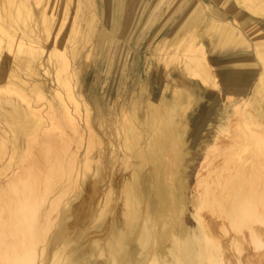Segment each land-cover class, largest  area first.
<instances>
[{
	"label": "bare ground",
	"instance_id": "bare-ground-1",
	"mask_svg": "<svg viewBox=\"0 0 264 264\" xmlns=\"http://www.w3.org/2000/svg\"><path fill=\"white\" fill-rule=\"evenodd\" d=\"M125 1L0 0V264H264V0L172 1L141 72L133 32L159 3L142 1L121 37ZM100 57L115 98L99 72L86 88ZM209 85L248 104L232 141L250 154L196 172L188 195Z\"/></svg>",
	"mask_w": 264,
	"mask_h": 264
},
{
	"label": "rangeland",
	"instance_id": "rangeland-1",
	"mask_svg": "<svg viewBox=\"0 0 264 264\" xmlns=\"http://www.w3.org/2000/svg\"><path fill=\"white\" fill-rule=\"evenodd\" d=\"M142 1L143 0H135V1L134 0H126L125 1L124 7H125V11L126 12L124 11V13H123L124 18H122V21H121V23L124 21L121 24V30H120L121 31L120 32V36L121 37L125 36V34L127 33V31L129 30V25H130L131 17L136 13V11H138V7L140 6V4H141ZM172 1H175V0H161V1L160 0H154L151 4L153 5V3H154L156 5V4L159 3V5L157 6V8L155 7V10H153L154 8L152 10H150L151 12H150L149 16H148V14H147V16H144V18H142L141 21H139L138 24L135 26V29H134L135 31L133 32L135 37L131 41L132 42L131 43V51L129 53L130 54V64H131L132 61H134L138 57H140L139 58L140 59L139 60L140 61V72H141V69H143L142 67H144L143 66L144 65L143 63H144V60H145V54L147 56L150 55V52H148V50H147L148 41H149V39H151L152 36H154V33L156 32L157 27L159 28V27L162 26L163 19L166 18V14L165 15H161L162 12H160V10L161 9L164 10V8L168 7V5H170V3L172 4ZM127 8H128V10H127ZM149 8H150V6H149ZM84 15L87 16V13L82 11L81 17L84 16ZM125 15H126V17H125ZM138 15H139V11H138ZM160 16H161V18L159 19V22H156V20ZM127 19H128V22H127ZM83 25L86 26L85 23H84V21L82 22V26ZM123 32H124V34H123ZM148 33H149V35H148ZM244 33L246 35L247 40H249V41H252L253 40L252 35L248 34L246 31H244ZM162 35H163V33H162ZM81 43H82L81 42V39H78V44H79V48H80L78 52L80 54L82 51H84V52H82L83 53L82 56H84L85 53H86V51L88 50L87 47H88L89 43L88 44H83V43L81 44ZM84 45H87L86 48H84ZM136 46H138V47H136ZM245 51H246V49L244 50V54H248V57L253 58V59L255 58V60L257 59V57L252 53L253 52L252 50H249V51L247 50L246 52ZM93 62H94L93 60L90 62V66L91 67L89 68L87 74L85 75V78H86V81H85L86 88L89 87V86H91V84L95 80L96 73L99 72L101 74L100 77H102V78H100L101 80L97 84L98 85L97 86V89H98L97 92H99L98 93V94H100L99 96H102L103 94L106 93L107 96H111L112 98H115L117 96L118 86L120 84V82H119L120 79H117L119 77L113 75L112 77H110L109 79H107V77H105V75H103V66L104 65H103V60H102L101 57L97 59V63L95 64V66L93 65ZM214 64H215V62H214ZM259 64H261V63L259 62ZM228 71H231V72H228ZM228 71H226V73L229 74L230 76H240V77H242V76H245V74L247 73L246 70H241V69H233V70L230 69ZM242 71H244V72H242ZM243 73H244V75H242ZM133 76H134L133 79L131 81H129V87H131V89H132V87L134 86L133 89H136V88L139 87L138 86V80H137L138 77H136L135 75H133ZM155 77H156V75L154 73H152V78L150 79V87L153 85V83L155 81ZM221 79H222V76H219L218 77L219 83L221 82ZM103 82H104V86H102L103 85ZM256 82H257V77L255 76L251 80L250 86H249V88L247 90V95L250 96V95H253L254 94V87L256 85ZM207 88L209 89V91L212 94L213 98L216 100L217 105H216V107H215V105H208L207 108L204 110V112H203V114H202V116H201V118L199 120V126L202 129V134H201L202 136L199 139V142H200L199 146L202 145V144L203 145L200 146V147H197V149H195V150L193 149L191 151V154H190L191 158L194 159L193 160L194 162L191 161V163H190L191 165L189 166V169H188V173L190 174L189 181H190V187H191L189 189L188 195L189 194L190 195L192 194V186L194 185L195 180H196V174H197L196 172H200V174H202V173L204 174L205 171L207 172L209 170H212V168L213 167H216L217 164H220V163L222 164L225 155H226V157L232 156L231 157L232 158V161L233 160L236 161L237 158H238V155H241L243 158H246V157H249L248 155L250 154L248 150H245V152H244L241 149H239V147H237L238 143L237 142L234 143L232 141L238 135L239 131L244 128V126L241 124L242 121H241V115L240 114L243 111L244 106H247L248 104L247 105H244V104H246V102H244V99L242 98V96L237 97V95H233V94L231 95L230 93H227L226 89H222V91H221L218 87L216 88V87L210 86V85ZM128 97H126V98L128 99ZM230 101H237V102H239V104H237L235 107H234V105H232V107L231 106L229 107L230 112L231 111H233V112L230 113L229 110H228V112L230 114V116H228L225 112H222V110H223L224 105L227 104V103H229ZM240 101H241V103H240ZM248 108H250V107H248ZM236 113L238 114V118H237V114ZM200 115L201 114H199L198 112H196V113H194L191 116V125H194L196 123V119H198L200 117ZM219 121L221 123H219ZM224 121H227V122L229 121V123H230V124L227 123L228 124V129H229V132L228 133H229L230 136L227 135L228 133L227 134H224V132H219L218 131V127L227 126L226 125V122H224ZM207 122H211L212 125L208 127L207 124H206ZM216 125H217V129H216ZM200 127H199V130H200ZM217 132H218V134H217ZM219 135H220L221 138L219 137ZM214 137H216V138L214 139ZM237 137L235 139L240 140V137H238V138ZM223 138H225V139H223ZM224 140L225 141L227 140V141L225 142ZM205 142L206 143H209V145H211L212 147H214L212 149L211 148L209 149V151H208L209 154L207 153L208 159H204V156L205 155H204V152L203 151L206 149ZM238 142H241V141H238ZM216 144H219V145L217 146ZM232 150H235L234 152L237 153V154H235L234 152L233 153L236 156H233L234 155L233 153H232L233 155L230 154V152ZM250 160L251 159L248 158L245 163H248ZM235 161H233V162H235ZM215 162L216 163L219 162V163L215 164ZM201 164H203L204 166L201 165ZM216 169L219 172L221 168H219V166H218V167H216ZM201 171H202V173H201ZM191 210H192V208L189 206V210L187 211V220H189V221H193V218L191 217L192 216Z\"/></svg>",
	"mask_w": 264,
	"mask_h": 264
},
{
	"label": "crops",
	"instance_id": "crops-1",
	"mask_svg": "<svg viewBox=\"0 0 264 264\" xmlns=\"http://www.w3.org/2000/svg\"><path fill=\"white\" fill-rule=\"evenodd\" d=\"M146 2V1H149L150 2V0H143V2ZM186 0H181V2H185ZM94 3H95V7H96V10H98V12H101V6H102V3H103V0H94ZM97 4V5H96ZM142 5L143 4H141V6H139V11H140V7H142ZM238 49L241 51V53H242V51H244V49H246L245 47H243V45L242 44H239L238 45ZM247 50V49H246ZM233 63H234V60H229V62L227 61V65L228 66H230V68L229 69H227L226 71H228V70H230V69H240V68H232V65H233ZM241 70H245V69H241ZM227 74V73H226ZM227 75H229V74H227ZM230 76V75H229ZM230 77H234V76H230ZM236 77V76H235ZM238 77H240V76H238Z\"/></svg>",
	"mask_w": 264,
	"mask_h": 264
}]
</instances>
